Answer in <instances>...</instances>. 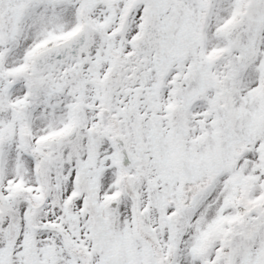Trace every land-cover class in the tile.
<instances>
[{
    "label": "snow or ice",
    "instance_id": "1",
    "mask_svg": "<svg viewBox=\"0 0 264 264\" xmlns=\"http://www.w3.org/2000/svg\"><path fill=\"white\" fill-rule=\"evenodd\" d=\"M0 264H264V0H0Z\"/></svg>",
    "mask_w": 264,
    "mask_h": 264
}]
</instances>
